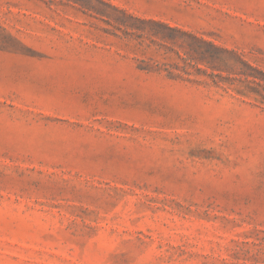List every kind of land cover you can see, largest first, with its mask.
Here are the masks:
<instances>
[{
    "label": "rangeland",
    "instance_id": "374dc122",
    "mask_svg": "<svg viewBox=\"0 0 264 264\" xmlns=\"http://www.w3.org/2000/svg\"><path fill=\"white\" fill-rule=\"evenodd\" d=\"M0 264H264V0H0Z\"/></svg>",
    "mask_w": 264,
    "mask_h": 264
},
{
    "label": "crops",
    "instance_id": "0c3cea01",
    "mask_svg": "<svg viewBox=\"0 0 264 264\" xmlns=\"http://www.w3.org/2000/svg\"><path fill=\"white\" fill-rule=\"evenodd\" d=\"M110 1L122 7L133 8L134 5L153 4V3L161 2L163 0H110Z\"/></svg>",
    "mask_w": 264,
    "mask_h": 264
},
{
    "label": "trees",
    "instance_id": "16d2710c",
    "mask_svg": "<svg viewBox=\"0 0 264 264\" xmlns=\"http://www.w3.org/2000/svg\"><path fill=\"white\" fill-rule=\"evenodd\" d=\"M211 46L213 47V48H215V49H217V47H215L213 44H211ZM203 57V56H202ZM202 59V58H201ZM204 59H206V58H203L202 59V61H205ZM209 60H207V61H209V63H214V58H212V57H210V58H208Z\"/></svg>",
    "mask_w": 264,
    "mask_h": 264
}]
</instances>
